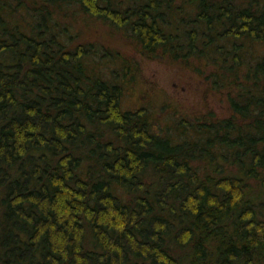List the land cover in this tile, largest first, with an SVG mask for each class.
<instances>
[{"label": "trees", "instance_id": "16d2710c", "mask_svg": "<svg viewBox=\"0 0 264 264\" xmlns=\"http://www.w3.org/2000/svg\"><path fill=\"white\" fill-rule=\"evenodd\" d=\"M80 16L230 114L125 108ZM0 264H264V0H0Z\"/></svg>", "mask_w": 264, "mask_h": 264}, {"label": "rangeland", "instance_id": "374dc122", "mask_svg": "<svg viewBox=\"0 0 264 264\" xmlns=\"http://www.w3.org/2000/svg\"><path fill=\"white\" fill-rule=\"evenodd\" d=\"M91 22L88 28L82 23ZM80 27L85 30L86 39L98 38L119 47L132 56L138 68L130 72L124 81L122 104L125 108L136 109L148 106L153 111L158 127L171 130L183 114L196 115L212 110L216 115L230 114L227 96L218 90L206 93L208 84L192 69H185L181 63L167 58H148L136 53L124 40L108 33V24L97 19L84 20L80 16Z\"/></svg>", "mask_w": 264, "mask_h": 264}]
</instances>
